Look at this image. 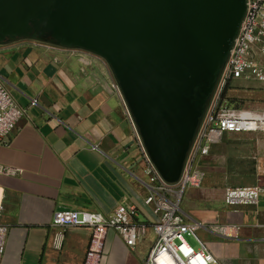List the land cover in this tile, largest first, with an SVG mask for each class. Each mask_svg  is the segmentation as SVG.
<instances>
[{
  "label": "crops",
  "instance_id": "obj_1",
  "mask_svg": "<svg viewBox=\"0 0 264 264\" xmlns=\"http://www.w3.org/2000/svg\"><path fill=\"white\" fill-rule=\"evenodd\" d=\"M69 49L40 33L0 42V75L25 109L0 146V164L21 169L0 173V264H83L92 230L55 227L54 212L110 215L118 205L136 207L134 222L147 230L134 246L108 230L100 264H143L156 242L155 216L144 202L149 189L134 128L107 61ZM225 105L262 117L264 126V81L233 79ZM199 165L202 185L186 189L181 201L185 219L205 224L198 234L217 264H264V128L225 133ZM245 186L259 187L258 202L226 205L225 189ZM217 224L240 226L239 237L214 233L209 226Z\"/></svg>",
  "mask_w": 264,
  "mask_h": 264
},
{
  "label": "water",
  "instance_id": "obj_2",
  "mask_svg": "<svg viewBox=\"0 0 264 264\" xmlns=\"http://www.w3.org/2000/svg\"><path fill=\"white\" fill-rule=\"evenodd\" d=\"M245 12V0H0V42L43 38L101 56L146 151L176 182Z\"/></svg>",
  "mask_w": 264,
  "mask_h": 264
},
{
  "label": "built area",
  "instance_id": "obj_3",
  "mask_svg": "<svg viewBox=\"0 0 264 264\" xmlns=\"http://www.w3.org/2000/svg\"><path fill=\"white\" fill-rule=\"evenodd\" d=\"M69 48L71 52H79L81 56L89 52L82 48ZM241 77L264 81V0H245V12L238 32L188 151L181 176L176 182H167L158 172L146 151L119 85L117 82L111 84L121 96L124 112L134 128L144 162L143 174L149 189L144 202L155 216L151 227L156 234V242L143 264L218 263L217 257L198 234L205 224L186 220L181 201L186 189L202 185L204 172L199 162L209 154L211 146L218 143L225 133L257 131L264 128L262 117H251L225 105V97H222L224 90L233 79ZM37 104L38 100L32 99L30 105ZM24 114L25 109L15 101L0 75V146L6 143ZM20 172L21 169L0 164L1 174L16 175ZM259 192L257 186L228 187L225 189L224 200L229 206L255 205ZM3 198L4 190L0 186V214ZM136 213V207L125 205H118L110 215L88 210H57L53 214L52 225L89 227L92 233L83 264H100L108 230H116L129 246H134L145 234L147 226L134 222ZM209 227L214 233L227 239H237L240 235V226L235 224H217ZM5 238V228L0 224V250Z\"/></svg>",
  "mask_w": 264,
  "mask_h": 264
},
{
  "label": "trees",
  "instance_id": "obj_4",
  "mask_svg": "<svg viewBox=\"0 0 264 264\" xmlns=\"http://www.w3.org/2000/svg\"><path fill=\"white\" fill-rule=\"evenodd\" d=\"M226 90H227V88L224 90L222 97H225Z\"/></svg>",
  "mask_w": 264,
  "mask_h": 264
},
{
  "label": "rangeland",
  "instance_id": "obj_5",
  "mask_svg": "<svg viewBox=\"0 0 264 264\" xmlns=\"http://www.w3.org/2000/svg\"><path fill=\"white\" fill-rule=\"evenodd\" d=\"M190 240V239H189Z\"/></svg>",
  "mask_w": 264,
  "mask_h": 264
}]
</instances>
